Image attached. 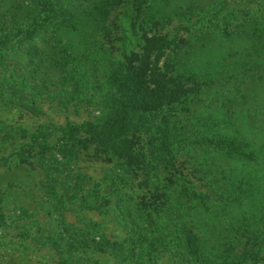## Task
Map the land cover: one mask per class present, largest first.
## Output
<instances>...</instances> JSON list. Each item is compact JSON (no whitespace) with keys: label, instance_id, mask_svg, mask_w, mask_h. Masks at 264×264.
<instances>
[{"label":"rangeland","instance_id":"rangeland-1","mask_svg":"<svg viewBox=\"0 0 264 264\" xmlns=\"http://www.w3.org/2000/svg\"><path fill=\"white\" fill-rule=\"evenodd\" d=\"M84 1L47 0L45 12L74 14L79 24L51 25L9 55L0 53V264H60L57 251L70 237L128 246L131 264H193L183 248L187 229L208 248L205 264H230L229 256L255 251L254 239L231 222L229 207L212 202L205 180L210 154L194 143L226 137V126L248 155V139L260 138L247 132L243 113L264 110V70L258 66L264 61V0H125L110 39L87 21L97 0ZM35 2L41 9L44 2ZM141 29L176 43L159 62L173 101L167 110L175 154L164 166L150 164L146 139L134 133L130 158L75 144L72 156L60 159L56 148L70 144L60 128L98 115L102 75L138 52ZM30 45L40 49L45 64L53 53L58 61L83 57L54 72L26 64ZM74 65L79 75L69 72ZM72 91L81 98L70 100ZM213 115L217 126L202 124ZM257 141L259 148L263 141ZM205 194L210 197L203 205ZM259 199L258 193L247 206L251 226L262 231ZM87 254L89 264H112L109 256Z\"/></svg>","mask_w":264,"mask_h":264},{"label":"trees","instance_id":"trees-1","mask_svg":"<svg viewBox=\"0 0 264 264\" xmlns=\"http://www.w3.org/2000/svg\"><path fill=\"white\" fill-rule=\"evenodd\" d=\"M42 2L44 4L40 7L46 6L47 0H42ZM124 3L125 0H97L92 10L87 13V21L103 29L106 38L110 39L117 31L119 11ZM43 8L36 10L35 0H0V53L4 51L9 55L13 51L12 48L30 43L34 35L51 25L73 28L79 24L74 14L60 18L58 12H53L54 10L45 12ZM139 10L138 8L137 11ZM261 29L264 31V26ZM140 38L141 45L138 52L130 53L115 62L114 67L109 68L106 74L102 75L103 82L100 83L102 87L104 86V91L97 102L98 115L83 120L79 124H66L60 128L61 134L66 136L70 143L68 145L65 141L56 148V154L60 159L72 156L70 148L75 144L78 148L92 145L111 156L130 158L134 152L132 150L134 133L143 134L146 139L147 149L143 154L150 164L159 163L164 166L165 162L175 154L173 150L175 127L168 118L169 110H167V106L173 101L164 88L159 62L165 56L166 51L176 43L165 35L149 33L142 29ZM27 50L25 57H30L26 59L27 65L38 66L40 64L39 67L44 66L45 69L48 67L54 72L59 71L60 66L62 70L68 64L76 65V62L83 57V55H69L58 61L56 53H53L49 56L51 63L45 64L38 47L30 45ZM245 64L247 61L240 67L243 69L247 66ZM75 65L69 70L74 76L80 74ZM258 66L264 70V61ZM21 92L19 88L14 91V95ZM79 97L80 94L76 91L68 94L70 100H79ZM163 111L167 113L165 117H163ZM157 114L160 120L153 122ZM230 114L231 117H235V113ZM243 115L247 132L260 135V138L248 139V144L252 147L248 155L243 153V147H241L243 145L237 142L236 134L227 131L226 126L221 128L226 129V137H213V139L205 137L204 141L194 143V149L200 147L201 150L210 154L211 167L207 168L210 175H205V180L210 183L209 192L212 193V202L224 205L222 209L229 207L231 222H236L238 229L245 233L246 239H254L251 246L255 247V251L229 256L230 264H261L264 262V229L260 231L259 227L251 226V215L247 204L253 202L259 193L261 214L257 221L264 224V199L262 200V192H264V110L258 111L248 107ZM202 124L206 127L217 126V118L215 115L211 118L207 117L205 123L202 121ZM257 140L263 141L259 148L256 147ZM203 144L207 147L212 146V150L203 148ZM45 152L46 147L43 146L41 154ZM221 189L226 192V195L220 191ZM209 197V194H205L201 199V204L204 205ZM222 220L221 218L220 222ZM221 223H228V221ZM65 242V250L57 251L60 264H89L87 254L89 250L97 255L109 256L112 264H131V251L128 246H123L121 243L91 240L94 244L92 245L85 238L74 237H70ZM182 242L184 251L193 260V264L206 263L208 258L201 257L209 250L190 229L184 232ZM169 243V240L164 242L163 248L168 249ZM78 251L81 254H76Z\"/></svg>","mask_w":264,"mask_h":264}]
</instances>
